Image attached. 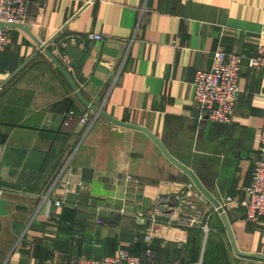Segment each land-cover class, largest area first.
<instances>
[{
  "label": "crops",
  "instance_id": "obj_1",
  "mask_svg": "<svg viewBox=\"0 0 264 264\" xmlns=\"http://www.w3.org/2000/svg\"><path fill=\"white\" fill-rule=\"evenodd\" d=\"M23 26L48 51L51 40L80 37L78 67H68L60 49L53 56L84 100L145 127L216 200L243 199L264 120L262 71L243 64L226 124L197 118L192 82L216 50L254 55L264 47V0H28ZM7 36L0 52V264L137 252L134 240L149 223L135 213L146 215L158 197L180 194L191 180L141 130L98 116L81 133L78 118L90 108L28 33L7 28ZM14 116L17 123L6 124ZM225 218L237 252L264 259V219L249 222L238 209ZM210 223L230 264H264L234 252L217 214ZM154 229V264H193L188 230L162 219Z\"/></svg>",
  "mask_w": 264,
  "mask_h": 264
},
{
  "label": "built area",
  "instance_id": "obj_2",
  "mask_svg": "<svg viewBox=\"0 0 264 264\" xmlns=\"http://www.w3.org/2000/svg\"><path fill=\"white\" fill-rule=\"evenodd\" d=\"M28 0H0V22L24 25L27 18ZM87 39L102 41L100 34H88ZM7 29L0 28V52L5 49L7 43ZM80 37L71 36L67 41L50 42V53L56 54L60 48L67 44L82 45ZM65 64L70 67V59L66 54L62 55ZM246 64L249 68L262 71L264 76V47H258L256 54L245 55L216 50L212 53L211 64L207 69H198L192 82L193 102L197 110L199 120H209L216 123H229L233 114L234 103L238 94V79L241 68ZM74 114L73 110L65 112L64 117L69 118ZM99 115L89 109L78 118V123L83 127L81 133H86ZM3 148L0 146V160ZM252 168L249 183L244 189L243 199L235 201L232 197H222L217 200L221 213L213 207L207 199L196 189L193 183L188 184L184 190L173 197L160 196L155 200L154 207L145 215L135 213V218L146 217L149 227L142 238L145 245L146 264L153 263V251L151 249L152 236L155 233L154 226L161 219L168 225H175L186 230L198 229L205 242L209 229L211 214L226 215L238 209L249 222H259L264 219V120L259 131L255 152L250 158ZM127 180L131 177L127 176ZM2 185L0 180V193ZM54 206L60 208L63 198L55 200ZM208 204L212 207L210 210ZM137 239L134 240L136 242ZM178 248L182 245L178 243ZM139 257L130 255L127 250L120 248L112 257L100 259L78 257L63 264H145ZM201 264V257L194 263Z\"/></svg>",
  "mask_w": 264,
  "mask_h": 264
},
{
  "label": "water",
  "instance_id": "obj_3",
  "mask_svg": "<svg viewBox=\"0 0 264 264\" xmlns=\"http://www.w3.org/2000/svg\"><path fill=\"white\" fill-rule=\"evenodd\" d=\"M0 28H19L21 30H23L24 32L28 33L32 39L36 42V44L39 46V48L46 54L48 55L52 62L56 65V67L63 73V75L66 77V79L68 80V82L71 84L73 90L75 91V94L77 95V97L81 100L82 103H84L86 106H88L92 111L96 112L99 116L104 117L105 119L119 124V125H123V126H127V127H131L134 129H138L143 131L145 134H147L148 137H150L154 143L157 145V147L160 149L161 153L163 154V156L169 160L175 167H177L180 171H182L190 180L191 182L194 184V186L196 187V189L207 199V201L217 209L218 213H221V209L219 207V204L217 202V200L215 198H213L199 183V181L197 180V178L195 177V175L186 167L180 165L179 163H177L171 156H169L165 150V148L163 147V145L160 143V141L153 135L151 134L145 127H140V126H135V125H131L128 123H123V122H119L116 121L112 118H110L109 116H107L105 113H103L99 108L94 107L93 105H90L86 100L83 99V97L81 96L80 91L77 89L76 85L73 83L72 79L70 78L68 72L65 70V68L57 61V59L50 53V51H48L46 49V45L48 44H44L41 45V43H39L38 41H36V39L29 33V31L27 30V28H25L23 25H17V24H9V23H3L0 22ZM52 42L49 41V43ZM64 54L67 55V57L70 59V63L73 67H78V64L82 58V56L85 54V49L81 48L80 46H78L77 44H67L64 47ZM15 74V73H13ZM221 219L224 223V226L226 228V231L230 237V240L232 242V246H233V250L234 252L240 256V257H246V258H255V259H260L262 261H264L263 258H259L256 256H247V255H242L239 254L233 244V240L231 237V233H230V229L229 226L227 224V220L225 218L224 215H221Z\"/></svg>",
  "mask_w": 264,
  "mask_h": 264
},
{
  "label": "trees",
  "instance_id": "obj_4",
  "mask_svg": "<svg viewBox=\"0 0 264 264\" xmlns=\"http://www.w3.org/2000/svg\"><path fill=\"white\" fill-rule=\"evenodd\" d=\"M60 50L62 52H64V48H60ZM18 118H19L18 116H14L13 118L10 119V122H8L6 124L13 126L17 123ZM0 119L2 120V117H0ZM4 140H5V135L0 134V144H2ZM209 228H212V223H210V219H209ZM219 230H220L221 234H224L225 229L223 228V226L220 225ZM188 231H189L188 232L189 237L193 238V241H194L193 256H192V260H193L192 262L194 264L198 260L197 257H198V253H199V245L201 242L202 233L198 229H189ZM202 242H203V238H202ZM134 245L138 248L137 252H135V251H133V252L127 251V252L130 255L139 257L141 259V261L143 263H145L146 258H145L144 254H145L146 247L142 243V238H138L137 241L134 242ZM151 249H152L153 254H154V256L152 258L153 263H154L156 252L152 246H151ZM201 264H230L228 259H227L226 250L224 249L223 242H222V239L220 238V236H218L216 234H212L211 232L209 233V235L206 238L205 248H204Z\"/></svg>",
  "mask_w": 264,
  "mask_h": 264
},
{
  "label": "rangeland",
  "instance_id": "obj_5",
  "mask_svg": "<svg viewBox=\"0 0 264 264\" xmlns=\"http://www.w3.org/2000/svg\"><path fill=\"white\" fill-rule=\"evenodd\" d=\"M209 229H211V228H209ZM210 232H211V231L208 232V235H209ZM208 235H207V236H208ZM202 237H203V235H202ZM205 242H206V240H205ZM205 242L203 241V242H202V245H201V253H202V254H203V252H204ZM202 257H203V255L201 256V262H202Z\"/></svg>",
  "mask_w": 264,
  "mask_h": 264
}]
</instances>
